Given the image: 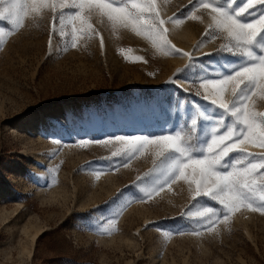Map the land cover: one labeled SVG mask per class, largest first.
Returning <instances> with one entry per match:
<instances>
[{
    "label": "rangeland",
    "instance_id": "rangeland-1",
    "mask_svg": "<svg viewBox=\"0 0 264 264\" xmlns=\"http://www.w3.org/2000/svg\"><path fill=\"white\" fill-rule=\"evenodd\" d=\"M156 6L169 44L93 13L95 34H78L72 46V7L55 30L50 8L30 12L19 28L0 19V264H264V211L243 206L224 221L218 201L194 200L195 184L169 179L175 157H157V145L112 157L123 149L109 142L117 135L179 132L202 147L221 116L204 86L244 63L218 51L232 42L209 27L214 14L198 0ZM247 103L264 112L259 93ZM209 208L218 214L210 228Z\"/></svg>",
    "mask_w": 264,
    "mask_h": 264
},
{
    "label": "snow or ice",
    "instance_id": "snow-or-ice-1",
    "mask_svg": "<svg viewBox=\"0 0 264 264\" xmlns=\"http://www.w3.org/2000/svg\"><path fill=\"white\" fill-rule=\"evenodd\" d=\"M235 2L236 0H198L200 6L211 9L214 14V24L209 27L226 33L232 42L231 46L223 45L218 51L245 58L244 63L231 74L219 80H207L204 86L207 94L203 95V99L221 113L216 121L220 128L213 126L205 130L207 139L202 147L195 149L179 132L151 138L147 135H117L109 138V142L114 140L123 145V149L114 151L112 157H130L142 152L148 145L159 147L157 157L166 153L170 157L174 156L169 167L172 174L169 179L182 178L190 185L195 184L194 200L210 198L218 201L224 209V221L243 206L264 211V172H261L264 170V152H249L244 147L246 142H251L264 148V112L250 109L247 103L252 95L259 93L264 96V0H244L238 10L233 7ZM0 6H4L0 7V19H10L17 28L22 26L24 18L30 12L39 14L43 9L50 8L53 12L54 30L57 23L62 25L64 22V8L76 9L69 20L73 33L72 46L79 39L78 34L85 37L95 34L96 30L90 22L93 13L107 17L113 26L131 27L162 44L170 43L163 35L167 32L163 27L166 21L160 16L156 0H72L71 4L64 0H0ZM257 8L260 9L258 18L252 21L242 19L244 15L256 16ZM58 10L60 16L56 15ZM76 21H79V26ZM175 22L179 24L181 21L177 19ZM6 34L0 28V39ZM60 35L65 33L61 30ZM171 47L177 53L189 55L190 60L195 59L191 54ZM253 49L260 51L257 54ZM120 51L127 59L143 60V57L128 56L123 49ZM193 66L190 64L188 67ZM230 83L235 85L232 89L234 99L225 101L223 93ZM225 116L233 117L231 123L224 124ZM233 154L234 162L230 165L227 161ZM189 169L192 170V175H189ZM254 199H258L260 207L253 208ZM207 212L211 214L205 216L208 220L206 226L210 228L215 223L211 217L218 214L211 208Z\"/></svg>",
    "mask_w": 264,
    "mask_h": 264
},
{
    "label": "bare ground",
    "instance_id": "bare-ground-1",
    "mask_svg": "<svg viewBox=\"0 0 264 264\" xmlns=\"http://www.w3.org/2000/svg\"><path fill=\"white\" fill-rule=\"evenodd\" d=\"M54 121H55V119H54ZM39 234H40V233H38L37 235L34 236V240H33L34 242H35V240L38 238ZM31 254H32V253H31Z\"/></svg>",
    "mask_w": 264,
    "mask_h": 264
}]
</instances>
